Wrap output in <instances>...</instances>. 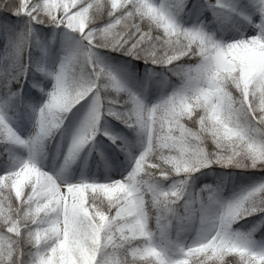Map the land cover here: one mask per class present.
Masks as SVG:
<instances>
[{
  "label": "snow or ice",
  "instance_id": "snow-or-ice-1",
  "mask_svg": "<svg viewBox=\"0 0 264 264\" xmlns=\"http://www.w3.org/2000/svg\"><path fill=\"white\" fill-rule=\"evenodd\" d=\"M0 264H264V0H0Z\"/></svg>",
  "mask_w": 264,
  "mask_h": 264
},
{
  "label": "trees",
  "instance_id": "trees-1",
  "mask_svg": "<svg viewBox=\"0 0 264 264\" xmlns=\"http://www.w3.org/2000/svg\"><path fill=\"white\" fill-rule=\"evenodd\" d=\"M229 257H226V259H228Z\"/></svg>",
  "mask_w": 264,
  "mask_h": 264
}]
</instances>
